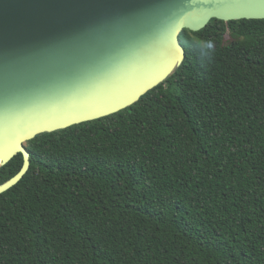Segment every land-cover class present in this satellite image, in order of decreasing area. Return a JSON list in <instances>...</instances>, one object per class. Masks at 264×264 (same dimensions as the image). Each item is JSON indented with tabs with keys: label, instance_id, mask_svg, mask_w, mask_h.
Returning a JSON list of instances; mask_svg holds the SVG:
<instances>
[{
	"label": "trees",
	"instance_id": "trees-1",
	"mask_svg": "<svg viewBox=\"0 0 264 264\" xmlns=\"http://www.w3.org/2000/svg\"><path fill=\"white\" fill-rule=\"evenodd\" d=\"M180 42L182 65L132 106L26 142L0 264H264V19Z\"/></svg>",
	"mask_w": 264,
	"mask_h": 264
},
{
	"label": "water",
	"instance_id": "water-1",
	"mask_svg": "<svg viewBox=\"0 0 264 264\" xmlns=\"http://www.w3.org/2000/svg\"><path fill=\"white\" fill-rule=\"evenodd\" d=\"M264 19V0H0V168L26 142L118 113L182 65L185 29Z\"/></svg>",
	"mask_w": 264,
	"mask_h": 264
},
{
	"label": "rangeland",
	"instance_id": "rangeland-1",
	"mask_svg": "<svg viewBox=\"0 0 264 264\" xmlns=\"http://www.w3.org/2000/svg\"><path fill=\"white\" fill-rule=\"evenodd\" d=\"M199 46L203 52L208 49V44L205 42H199Z\"/></svg>",
	"mask_w": 264,
	"mask_h": 264
},
{
	"label": "clouds",
	"instance_id": "clouds-1",
	"mask_svg": "<svg viewBox=\"0 0 264 264\" xmlns=\"http://www.w3.org/2000/svg\"><path fill=\"white\" fill-rule=\"evenodd\" d=\"M212 47V45L211 44H209V48H211Z\"/></svg>",
	"mask_w": 264,
	"mask_h": 264
}]
</instances>
